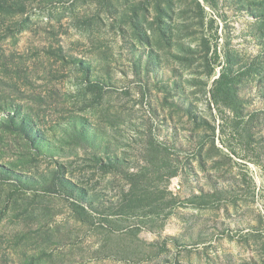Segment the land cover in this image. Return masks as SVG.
Wrapping results in <instances>:
<instances>
[{
    "label": "rangeland",
    "instance_id": "rangeland-1",
    "mask_svg": "<svg viewBox=\"0 0 264 264\" xmlns=\"http://www.w3.org/2000/svg\"><path fill=\"white\" fill-rule=\"evenodd\" d=\"M0 264H264V0H0Z\"/></svg>",
    "mask_w": 264,
    "mask_h": 264
}]
</instances>
